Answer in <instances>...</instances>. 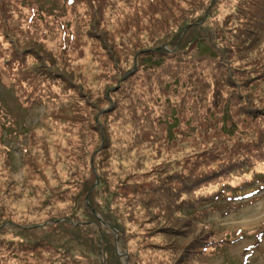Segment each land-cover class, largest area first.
Segmentation results:
<instances>
[{
    "label": "rangeland",
    "instance_id": "rangeland-1",
    "mask_svg": "<svg viewBox=\"0 0 264 264\" xmlns=\"http://www.w3.org/2000/svg\"><path fill=\"white\" fill-rule=\"evenodd\" d=\"M11 1L17 3V13L8 19L15 28L9 32V47L0 37L4 49L0 53L4 70L0 71V264H40L43 256L56 253L38 241L49 242L45 231L57 221L73 227L88 224L84 202L108 214L113 253L108 247L104 250L101 241L97 252L56 242L52 248L67 255L66 264H173L178 255L168 260L169 243L188 248L183 258L188 264H264V179L234 199L198 207L193 217L158 206L165 186L185 180L186 164L190 167L194 159L183 161L190 151L185 149L187 139L180 146L167 144L166 127L158 124L164 119V105L156 102L169 97L181 103L172 114L179 110L187 117L211 116L227 103L235 105L232 113L253 118L264 128L263 13L260 16L264 6H258L264 0H161V4L154 0L146 11H142L143 3L132 9L135 0H73L70 7L65 0ZM31 1L37 6L34 10L29 9ZM179 6L186 13L176 12L170 20L156 24L165 23L172 39L181 28L177 43L172 45L165 37L154 42L150 29L154 21L146 22L145 15L151 9L162 12ZM0 7L3 12L6 5ZM124 14L133 31L130 41L117 38ZM30 16L33 27L24 30ZM138 32L153 47L140 46ZM101 39L108 44L112 59ZM149 53L167 65L146 67L141 62L137 67L139 59ZM181 57L182 65L177 60ZM187 58H194L195 64L186 63ZM114 67L124 72L119 80ZM224 67L231 69L229 75L223 74ZM108 76L110 81L100 80L108 85L101 89L97 78ZM120 87L143 98L127 102L124 93H116ZM102 95H113L116 100L99 102ZM82 100L94 108L76 117L80 106L83 114L87 111ZM139 100L141 106L136 107ZM131 109L152 118L150 129L131 132L134 129L125 125ZM91 125L98 130L93 131ZM259 142L264 152V143ZM242 143L239 139L238 145ZM88 160L90 164L84 167ZM131 169L136 174L126 179L125 172ZM236 175L229 177L231 183ZM76 199L83 200L82 204L76 206ZM251 212L257 221L242 225L241 218ZM94 218L104 220L97 214ZM90 224L96 226L93 220ZM100 226L109 228L102 221ZM158 227L169 228L172 238L160 249L150 250L158 244L153 240ZM39 228L45 230L35 240L33 232ZM70 229L66 226L69 234ZM161 234L168 231L163 229ZM210 237L215 241L208 245ZM201 242L207 244L209 253L195 261L193 252ZM145 252L152 254L146 258Z\"/></svg>",
    "mask_w": 264,
    "mask_h": 264
},
{
    "label": "trees",
    "instance_id": "trees-1",
    "mask_svg": "<svg viewBox=\"0 0 264 264\" xmlns=\"http://www.w3.org/2000/svg\"><path fill=\"white\" fill-rule=\"evenodd\" d=\"M98 1V0H93ZM102 3H105L107 0H100ZM154 0H135L133 4H131L132 9L135 6V4L143 3V10L146 11L145 7L147 8L149 4L153 3ZM158 3H162V1L156 0ZM66 7H70L73 3V0H65L64 1ZM180 2H176V4H179ZM0 4L6 5V8L2 12V8L0 7V31L1 35L0 37L5 41L7 47H9L8 42L10 43L9 38V32L10 29H15L11 26V22L8 20L9 16L12 14L17 13V3H13L11 0H0ZM30 6L29 9L34 10V7H37L36 5H32V1L28 4ZM259 9H261L264 6V2L258 3ZM145 9V10H144ZM149 9V8H148ZM127 10H129L127 8ZM141 12V7L139 9ZM169 11V12H167ZM2 12V13H1ZM133 12V11H132ZM166 12V14H163ZM176 12H182L186 13L183 7H169L166 11H154L151 9V11L148 12L147 15H145L144 20L146 22L154 21V25L150 29L154 30L153 33V40L154 42H157V40H161L163 37H165L169 42L172 43V45H175L178 41V37L180 33L182 32V29H178V32L175 35V38H169V30L166 28V24H159L156 26L157 22L160 21V23L163 20H170L174 17V14ZM142 13V12H141ZM264 15V9L260 13V16ZM172 14V15H171ZM123 20L120 22L122 26V30L120 32V35L117 37L119 40L124 41H130L132 39L131 36H133V31H130L128 19L125 17V14L122 16ZM125 19V20H124ZM127 19V20H126ZM183 19V18H181ZM23 24V22H22ZM33 23L31 22V16L28 18L27 21L24 22V30L32 29ZM17 30V29H16ZM15 30V31H16ZM3 33V34H2ZM145 34H141L138 32V41L140 43V46H143V44H146L147 47H153L148 45L147 43L143 42ZM109 38V37H108ZM110 39V38H109ZM101 44L103 45V50L107 51L108 57L112 59V54L109 52V49L107 48V45L105 43L104 39L100 40ZM110 42V41H109ZM114 43V41L112 40ZM236 43H238L236 41ZM180 44H183V36L181 38ZM194 44V43H193ZM67 46L65 45L63 48V51H65ZM115 48V46H114ZM119 48V47H118ZM178 47L176 50L177 57L180 56L178 51L181 50V48ZM121 49V48H119ZM203 49H206L205 47ZM3 46L0 44V53L2 51L3 53ZM117 52V51H116ZM13 57L16 56L15 51H12L10 53ZM97 53L95 50H93V56H96ZM120 55V54H119ZM145 54H142L143 56ZM216 55H218L216 53ZM154 54L149 53L148 55L143 56L142 60L139 59V62H137V67L140 66V63L147 66H151V64L156 63L157 66H163L167 65L164 64L163 59L159 60H153ZM145 57V58H144ZM180 65H182V57L177 58ZM196 60L188 59V64H195ZM160 66V67H161ZM114 77L116 80H119L124 72L120 71L118 67H114ZM0 71L4 72L3 67H0ZM94 72V68H93ZM231 72L230 68L224 67L223 74L229 75ZM224 77V76H223ZM104 80H111V78L108 77H102L101 79L97 78L96 83H101V81ZM108 81V82H109ZM105 86H108L106 83H101V89ZM97 87V86H96ZM97 92L100 94V89H96ZM119 90L121 92H116L117 94H123L125 96V99L127 102H131L134 97L142 99L143 96L137 94L135 91L131 89H125L123 87H120ZM123 96V97H124ZM114 98V96L106 97V95H102V98L99 102H105L108 101L110 98ZM128 97V98H126ZM235 99L238 100V96L234 95ZM131 99V100H128ZM169 97L165 98L164 102L156 101L158 104H163V115L164 119H159L158 124L166 127L165 129V141L167 144H171L172 147L175 145H181L180 142L183 141V139H187L189 142H186L185 149L190 150L186 153V155L183 157V161L187 163L191 159H194L192 162V165L190 167H187L186 164V171H185V180L178 182L176 185L169 183L167 186H165V189L162 192V196L164 197L162 200V204H159L158 206H161L163 208L169 209L172 211H180L187 217H193L195 216V213L197 212L198 207L204 208L207 204H214L216 201L222 200L223 198H234L238 196L240 193H245L248 191H251L254 188V184L258 183V181H261V179H264V152L262 145L259 146L261 141L264 143V128L261 126L259 122L254 120L246 119L244 117L237 116L236 114L232 113V108L235 107V105L225 104L221 108L218 109V112L213 113L211 116L207 115H200L197 114L189 115L190 117H187L186 112L179 111L172 114L171 111L177 110L179 108V104L174 101L168 100ZM116 100V99H115ZM83 104L82 106L87 108V111L83 114L80 109L76 110V117H79V115H86L87 113H91V109H93V105L87 101L82 100ZM81 104V101H80ZM137 106H141V101L139 100V104H135ZM245 104L244 106H246ZM122 109H124V106H121ZM143 109H147L144 105H142ZM129 111V110H128ZM150 115L153 116V109L149 110ZM131 114V118L128 119V123L125 124L127 126L132 127L134 130H132V133H137L138 131H142L143 128L148 126H152V118H148L147 114L139 111L136 114L135 109H131L129 111ZM88 115V114H87ZM258 115V114H257ZM260 117H263L262 115H258ZM87 117V116H86ZM74 121V120H73ZM96 122V118H95ZM105 125V124H104ZM91 129L93 131H97V126L93 127L91 125ZM106 127V125H105ZM97 134V133H96ZM247 135L257 138L254 141L251 138H248ZM101 137V136H100ZM239 139L242 141H245V143L239 144ZM263 140V141H262ZM82 141V145L85 142V140ZM79 141V142H80ZM90 143V141L88 142ZM230 143V147L226 146L224 148V144ZM92 149V148H91ZM84 150V149H82ZM84 158L87 160L89 159V153L88 158L86 155H84ZM88 162L90 164V160L87 161L86 164H84V167H88ZM95 167L94 162L91 160V166ZM92 167V168H93ZM263 167V168H262ZM90 168V166H89ZM92 172V171H91ZM245 172L244 175H242ZM133 174H136L135 169H131L129 172H125L126 179H128ZM233 174H238L236 176H239L237 180H233L231 183L229 181V177ZM94 179V177L92 178ZM87 180V178H84V182ZM14 187V186H13ZM93 187V185H91ZM90 187V188H91ZM85 191H83L84 193ZM155 195V194H154ZM85 196V195H84ZM155 197L158 199V197L155 195ZM81 199H76L73 203L77 205L82 204ZM47 205L48 202H41V205ZM84 210L89 215V223L88 224H81L79 226L73 227L68 222H55L54 226L48 227L47 231H45V236L49 237V239H46L49 242L39 240L38 242H42V244H46L50 249L55 250L56 253H53L50 256H43V260L40 261V264H47V263H55V264H66L67 263V255L64 254L62 251L58 252L56 249L60 250L59 248H52L53 244H63L64 242H69L71 245H76L80 247L82 246L88 249H95L97 250L98 246H102V243H99V241L103 242V248L104 250L108 247V249L113 253V240L110 235V230L113 229L111 226L110 218L108 217V214H105L102 209L98 208L96 205L89 204V207L84 202L83 205ZM201 208V209H202ZM2 214V211H1ZM94 214H97L100 216V218L104 217V220H98L94 218ZM70 216V215H69ZM68 216V217H69ZM107 216V217H106ZM67 218L72 223H77L78 221H73V219ZM92 217V219H91ZM54 220V219H53ZM58 220V219H56ZM91 220L95 221L96 226L90 224ZM105 222V225H107L109 228H106L102 230L103 228L100 226V223ZM110 222L111 224H108L107 222ZM82 222V221H80ZM63 225H62V224ZM66 226H70L71 233H67ZM65 227V229H64ZM115 228V227H114ZM159 229H156L153 231L155 233L153 237H155L153 240L154 242H157V246H151L150 250L154 249H160L163 245H166V239L172 238V232H170L169 228L164 227H158ZM41 229V228H39ZM163 229H166L168 231V234H161ZM42 230H45V228H42L41 230H34L33 234L35 235V240L39 237L42 238L43 234H41ZM51 231V233H49ZM102 236V239L100 240V237ZM165 241V242H164ZM210 244L214 243L215 239L210 237L209 239ZM37 242V241H36ZM125 242V241H123ZM221 243L223 240L220 241ZM219 242V243H220ZM199 243V242H198ZM207 244H204L201 242V247L198 248L197 251L193 252V255L195 253V261H198L200 258H204L206 254L209 252H206L207 250ZM75 246V247H76ZM187 247L179 246L175 244H168L166 253L168 255V260L173 261V258L175 254H177V258L173 261V264H188V260L183 261V258H185V253H187ZM84 250V249H83ZM99 250V249H98ZM107 250V249H106ZM97 252V251H96ZM152 253L149 252L147 255V252H145L144 256H147L146 258H149L148 256ZM185 256V257H184ZM183 261V262H182ZM187 261V262H186ZM61 262V263H59ZM181 262V263H180ZM160 264V263H159Z\"/></svg>",
    "mask_w": 264,
    "mask_h": 264
},
{
    "label": "bare ground",
    "instance_id": "bare-ground-1",
    "mask_svg": "<svg viewBox=\"0 0 264 264\" xmlns=\"http://www.w3.org/2000/svg\"><path fill=\"white\" fill-rule=\"evenodd\" d=\"M255 216L256 215L254 212L246 214L243 218H241L242 219L241 224L242 225H249L251 223H254L255 221H257Z\"/></svg>",
    "mask_w": 264,
    "mask_h": 264
}]
</instances>
